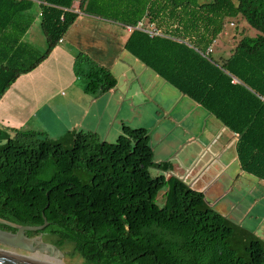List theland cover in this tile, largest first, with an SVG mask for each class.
I'll return each instance as SVG.
<instances>
[{"label":"trees","instance_id":"16d2710c","mask_svg":"<svg viewBox=\"0 0 264 264\" xmlns=\"http://www.w3.org/2000/svg\"><path fill=\"white\" fill-rule=\"evenodd\" d=\"M38 1L43 53L22 42L33 2L0 0V97L48 56L77 17L75 0ZM77 1L90 16L122 26L143 21L170 37L134 30L124 49L236 134L241 169L264 180V0ZM237 18L258 35L242 37L227 57L201 56L226 21ZM89 67L79 69L87 92L115 87L108 69ZM169 168L153 162L143 128L122 125L113 143L78 131L67 144L33 131L0 130V218L41 226L44 216L48 225L27 237L41 235L90 264H264V242L212 209L203 193L149 173Z\"/></svg>","mask_w":264,"mask_h":264},{"label":"crops","instance_id":"0c3cea01","mask_svg":"<svg viewBox=\"0 0 264 264\" xmlns=\"http://www.w3.org/2000/svg\"><path fill=\"white\" fill-rule=\"evenodd\" d=\"M31 1L25 13L31 25L22 42L39 51L28 40L42 34L46 42L40 2ZM71 11L77 17L58 45L0 97V130L33 131L67 144L78 131L113 143L122 125L143 128L153 162L170 165L165 172L155 170L156 176L179 178L203 193L212 209L264 242V180L241 169L237 135L129 54L124 26L83 13L77 0ZM90 65L108 69L115 87L99 95L87 92L80 70L86 73Z\"/></svg>","mask_w":264,"mask_h":264},{"label":"water","instance_id":"95a60500","mask_svg":"<svg viewBox=\"0 0 264 264\" xmlns=\"http://www.w3.org/2000/svg\"><path fill=\"white\" fill-rule=\"evenodd\" d=\"M42 218L44 223L41 226H21L0 218V225L7 226L15 231L11 233L0 230V264H54L29 255L14 253L15 250L30 254L35 252L39 254L47 253L52 259L62 256L60 250L55 246L43 242L41 235L27 237V233L40 232L48 225L45 217L42 216Z\"/></svg>","mask_w":264,"mask_h":264},{"label":"rangeland","instance_id":"374dc122","mask_svg":"<svg viewBox=\"0 0 264 264\" xmlns=\"http://www.w3.org/2000/svg\"><path fill=\"white\" fill-rule=\"evenodd\" d=\"M209 1L210 0H198L199 3H205ZM226 23L227 24L225 28L222 30V33L217 39L215 47H213V53L211 56L214 59H217V57L219 56H228L229 52L235 47L237 42L242 37H256L258 35V33L254 29L246 25L247 23L240 18L229 20L228 22L226 21ZM41 35L42 34L38 36L37 34H35L33 39L31 36L28 37V40L39 48L38 52L42 53L44 51V48L46 47V42L44 39H41ZM149 173L152 177H155L157 174V172L153 169H150ZM165 191L166 189L163 188L157 193L155 202L158 206L163 205V194L165 193ZM60 252L62 253V256L58 257L57 259L50 258L47 253L34 255L32 257L54 264H90L88 261L78 256L76 253L72 252L69 248L64 249Z\"/></svg>","mask_w":264,"mask_h":264},{"label":"built area","instance_id":"2783aa9c","mask_svg":"<svg viewBox=\"0 0 264 264\" xmlns=\"http://www.w3.org/2000/svg\"><path fill=\"white\" fill-rule=\"evenodd\" d=\"M231 25V24H230ZM125 30L128 33H131L132 31L136 30V31H140L145 33L146 35H148L149 38H155V37H159V38H170L164 34H162L159 30H157L155 27H153L152 25H146L143 21L138 22L135 26H130V25H126L124 26ZM216 41H213L203 53H199L201 56L203 57H207L210 54L213 53V47ZM235 80H233L234 82ZM262 100H264V98H261Z\"/></svg>","mask_w":264,"mask_h":264},{"label":"flooded vegetation","instance_id":"af4514ba","mask_svg":"<svg viewBox=\"0 0 264 264\" xmlns=\"http://www.w3.org/2000/svg\"><path fill=\"white\" fill-rule=\"evenodd\" d=\"M41 240H42V238H41ZM14 253H17V254H20V255H29V256H34V255H38L39 253L38 252H35V253H26V252H22V251H17V250H15V251H13Z\"/></svg>","mask_w":264,"mask_h":264}]
</instances>
